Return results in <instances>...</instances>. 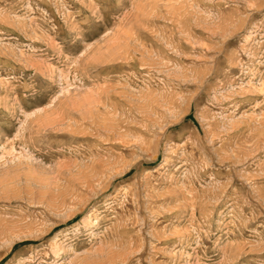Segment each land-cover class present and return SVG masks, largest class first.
Masks as SVG:
<instances>
[{"label": "rangeland", "instance_id": "obj_1", "mask_svg": "<svg viewBox=\"0 0 264 264\" xmlns=\"http://www.w3.org/2000/svg\"><path fill=\"white\" fill-rule=\"evenodd\" d=\"M0 264H264V0H0Z\"/></svg>", "mask_w": 264, "mask_h": 264}]
</instances>
